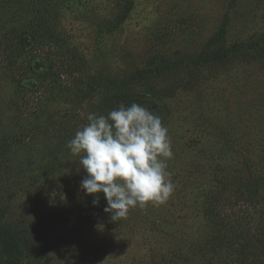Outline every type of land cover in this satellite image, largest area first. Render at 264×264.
<instances>
[{
	"label": "rangeland",
	"instance_id": "1",
	"mask_svg": "<svg viewBox=\"0 0 264 264\" xmlns=\"http://www.w3.org/2000/svg\"><path fill=\"white\" fill-rule=\"evenodd\" d=\"M136 70L132 103L168 128L174 190L113 220L66 145ZM251 172L264 173V0H0V264H209L205 202L237 199Z\"/></svg>",
	"mask_w": 264,
	"mask_h": 264
},
{
	"label": "clouds",
	"instance_id": "2",
	"mask_svg": "<svg viewBox=\"0 0 264 264\" xmlns=\"http://www.w3.org/2000/svg\"><path fill=\"white\" fill-rule=\"evenodd\" d=\"M66 146L87 173L80 187L86 194L102 192L113 220L131 208L163 203L174 190L167 172L173 155L168 128L140 104L121 103L106 116L90 113Z\"/></svg>",
	"mask_w": 264,
	"mask_h": 264
},
{
	"label": "trees",
	"instance_id": "3",
	"mask_svg": "<svg viewBox=\"0 0 264 264\" xmlns=\"http://www.w3.org/2000/svg\"><path fill=\"white\" fill-rule=\"evenodd\" d=\"M4 44V54L13 50L8 42L5 41ZM226 54L227 52L219 59H224ZM210 57L211 54H207L202 59L209 62ZM146 75L145 71L136 70L121 80H110V87L116 89L111 94V104H129L137 101V97L131 95L130 85L135 82L145 83ZM230 172L232 176L240 173L232 170ZM240 179V184L236 187L239 190V196H235L237 199L233 200L232 194H229L222 202L223 194L214 193V196H209L205 202L214 231L213 241L209 242L210 256H207L209 258L206 260L209 264H264V173L251 172ZM222 190L223 188H220V191ZM213 191L212 189L210 193ZM228 201L230 203H226ZM216 208L218 212H215ZM214 213L227 218L226 227L216 228L218 221L212 218Z\"/></svg>",
	"mask_w": 264,
	"mask_h": 264
}]
</instances>
